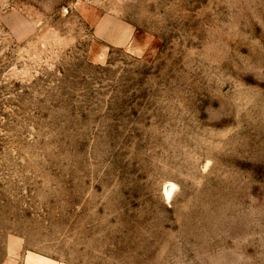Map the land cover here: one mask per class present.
<instances>
[{
  "label": "rangeland",
  "instance_id": "374dc122",
  "mask_svg": "<svg viewBox=\"0 0 264 264\" xmlns=\"http://www.w3.org/2000/svg\"><path fill=\"white\" fill-rule=\"evenodd\" d=\"M0 264H264V0H0Z\"/></svg>",
  "mask_w": 264,
  "mask_h": 264
},
{
  "label": "bare ground",
  "instance_id": "6f19581e",
  "mask_svg": "<svg viewBox=\"0 0 264 264\" xmlns=\"http://www.w3.org/2000/svg\"><path fill=\"white\" fill-rule=\"evenodd\" d=\"M169 186H167V187H169ZM171 187H173V185H171ZM164 194H165L166 199H168L171 196V191L166 189V190H164Z\"/></svg>",
  "mask_w": 264,
  "mask_h": 264
}]
</instances>
